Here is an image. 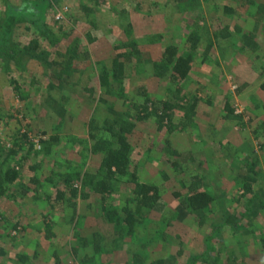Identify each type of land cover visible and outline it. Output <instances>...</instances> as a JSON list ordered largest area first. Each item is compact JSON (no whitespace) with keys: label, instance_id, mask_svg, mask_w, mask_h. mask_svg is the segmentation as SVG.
<instances>
[{"label":"rangeland","instance_id":"rangeland-1","mask_svg":"<svg viewBox=\"0 0 264 264\" xmlns=\"http://www.w3.org/2000/svg\"><path fill=\"white\" fill-rule=\"evenodd\" d=\"M42 3L0 0V162L19 173L0 193V264H264V0ZM171 44L191 57L182 80ZM113 132L130 166L108 195L80 180L97 176L93 149ZM132 178L156 185L166 210L140 207ZM198 178L211 204L179 221Z\"/></svg>","mask_w":264,"mask_h":264},{"label":"trees","instance_id":"trees-1","mask_svg":"<svg viewBox=\"0 0 264 264\" xmlns=\"http://www.w3.org/2000/svg\"><path fill=\"white\" fill-rule=\"evenodd\" d=\"M42 1L43 3H45V2H49L53 0H42ZM12 21L13 19L10 20V22L8 23V29L12 28L13 26ZM228 35H229L228 33L221 34V36H224V37H227ZM35 40H37V38ZM245 40H247L248 42L250 41L247 35H245ZM251 43L252 42H249V44ZM177 49H178L177 45L171 44L170 46L166 47L164 50V55L166 57L164 59L166 63L172 65V69H171L173 71L171 75L172 80H182L186 78L189 75V72L191 69V64H190L191 57L177 56L176 55ZM18 51L19 50L15 48L11 50H3V52L7 54V56H10V57H13L15 53H17ZM19 54H20V51H19ZM26 55H29V57L35 56L34 52L32 50H29L24 53V61L26 60V57H25ZM120 56L121 55L119 54L118 56L114 58L113 63L115 65H121L120 61H118ZM127 56L129 55L127 54ZM16 59H18L19 61L20 60L19 56ZM99 81L102 84L105 81L108 82L106 74L104 75L100 74ZM14 89L17 91V93H19V86L16 82H15ZM62 110L63 111H60V110L58 111L60 113L59 114L60 117H62L65 114L64 108H62ZM150 114L152 113H147L146 117H149ZM165 116L168 119V122L170 123V126H171L170 129L175 128V125L171 123L172 119L168 114L160 115L159 116L160 122L163 121V118ZM132 126H134V124H132ZM123 129L127 130L126 128H123ZM115 136L118 139V145L114 143V140L112 138ZM261 147L263 148L264 146H261ZM45 148L47 149V151H50L51 146H46ZM93 150L104 152V155L102 158V164L97 174L98 177L92 176L89 174L81 176V180H80L81 186L87 187L89 185L90 187H92L94 192H98L101 194L108 193L109 195L115 189L114 180H118L117 178H119V176L121 177L126 176L129 173L130 150H131L130 144L127 140V137L122 135V133L113 132L110 138L107 137L103 141L98 142V144L94 147ZM10 165L11 164H10L9 158H5L2 162H0V193H2L4 190V186H3L4 182L11 183L15 181L17 178H19L18 171ZM5 167H7V169H5ZM75 175L77 177L80 176L79 173H76ZM65 179H66L65 181L69 183V186L72 187L71 186L72 185V182H71L72 175L69 176L68 178L66 177ZM247 179L248 181H246L244 186L245 188H247V191H249L251 190L250 182L253 181V179L250 177H247ZM198 180L199 181L196 182L195 186L187 193V195L180 197V201L178 202V204L176 205L174 209L175 210L174 216L179 221H184L190 215L195 214V213L202 214L203 210L209 207V205L211 204V201H212L211 194L205 188H203L204 184L203 186L201 183L198 184L201 178H198ZM131 182L134 184V188L132 192L135 196V199H137V202L140 207L147 206L151 210H155L158 213L166 210L165 202L162 199L160 192H159V188L156 185L152 183H148V182H144V183L138 182L136 178H132V180L129 181V183ZM252 199L253 198H251V201ZM256 199L257 198H254V200ZM260 206H264V204H260ZM103 209H106V208L103 207ZM127 209L128 208L125 206L124 210L127 211V215L125 219L129 224H133L134 220L137 218H134V216H132V214ZM116 212L113 213L114 215L110 214L108 220L114 222L115 224H118L117 222L119 218L118 216H116L117 215ZM238 219L239 217L230 214L229 216H227L226 220L221 224V226L217 227L214 230V232L217 230H221L222 227L226 226V224H231L232 222H235ZM212 239H213V234L207 237L206 243H210ZM203 255L202 254L195 255L194 259L191 261L190 264H196V262H198L201 258L204 259L205 255L204 256ZM212 257H213V262L220 260V256H218V254ZM240 263H237L235 261L231 262V264H240ZM151 264H174V260L172 258L171 259L170 258L158 259V260L152 261ZM242 264H245V263H242Z\"/></svg>","mask_w":264,"mask_h":264},{"label":"crops","instance_id":"crops-1","mask_svg":"<svg viewBox=\"0 0 264 264\" xmlns=\"http://www.w3.org/2000/svg\"><path fill=\"white\" fill-rule=\"evenodd\" d=\"M98 78H99V76H98Z\"/></svg>","mask_w":264,"mask_h":264}]
</instances>
